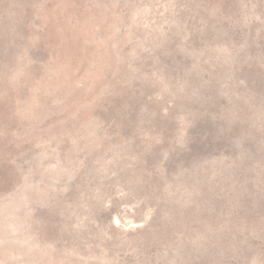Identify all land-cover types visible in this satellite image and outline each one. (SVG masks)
Returning a JSON list of instances; mask_svg holds the SVG:
<instances>
[{
    "label": "rangeland",
    "instance_id": "obj_1",
    "mask_svg": "<svg viewBox=\"0 0 264 264\" xmlns=\"http://www.w3.org/2000/svg\"><path fill=\"white\" fill-rule=\"evenodd\" d=\"M0 264H264V0H0Z\"/></svg>",
    "mask_w": 264,
    "mask_h": 264
}]
</instances>
